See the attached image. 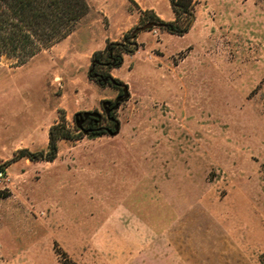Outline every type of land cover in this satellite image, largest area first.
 <instances>
[{"label": "rangeland", "instance_id": "1", "mask_svg": "<svg viewBox=\"0 0 264 264\" xmlns=\"http://www.w3.org/2000/svg\"><path fill=\"white\" fill-rule=\"evenodd\" d=\"M85 2L68 37L0 60V264H264V0H193L185 36L137 33L119 88L88 78L93 53L154 14ZM109 106L117 135L77 127L114 131ZM60 120L70 139L31 161Z\"/></svg>", "mask_w": 264, "mask_h": 264}, {"label": "trees", "instance_id": "2", "mask_svg": "<svg viewBox=\"0 0 264 264\" xmlns=\"http://www.w3.org/2000/svg\"><path fill=\"white\" fill-rule=\"evenodd\" d=\"M128 1L133 3L132 0ZM168 2L175 16L172 22L163 23L154 15L149 20L165 24L163 30L182 37L190 28L193 0ZM87 11L85 0H0V60L3 57L16 58L24 63L38 52L68 37ZM180 17L188 19L185 25L180 24ZM135 49L133 37L128 35L123 36L122 42H107L101 52L93 53L88 78L100 86L108 84L119 88L120 81L113 79L109 72L121 67L123 56ZM69 139L68 131L60 120L48 131L47 150L36 154L27 153V157L31 161L52 162L58 152L57 142ZM54 253L62 256L56 250Z\"/></svg>", "mask_w": 264, "mask_h": 264}, {"label": "crops", "instance_id": "3", "mask_svg": "<svg viewBox=\"0 0 264 264\" xmlns=\"http://www.w3.org/2000/svg\"><path fill=\"white\" fill-rule=\"evenodd\" d=\"M165 2V8L163 10L159 9L156 7V5H147V4H142L140 0H132V2L134 3V5L136 6V8L138 9L137 12H135L134 14H132V18H133V22H137L139 20V15H138V11H149V12H152L159 20L161 21H164V22H172L174 19H175V16H174V13L171 9V6L168 2V0H163ZM152 32L154 31H150V32H145L149 35L152 34ZM164 33H167L166 31L161 33V36L164 34ZM169 34V33H168ZM187 34V33H186ZM186 34H184L183 36H185ZM171 35V34H170ZM175 36V35H174ZM182 36V37H183ZM126 236V235H125ZM124 237V235H123ZM127 237V236H126ZM126 241V239H125ZM122 244V243H120ZM118 244V249L121 248V245ZM127 244V243H126ZM124 244V245H126ZM129 245L128 247H130V244H127ZM132 247V246H131ZM228 247V246H227ZM133 248V247H132ZM230 248V247H229ZM234 252L231 250V253H230V257H231V260L230 261H227L228 263L227 264H243V263H240L237 259H235V256L233 254ZM126 257L128 258H131V259H128L126 258V262H129L128 264H131V261H134L132 259L133 256H129L127 255ZM224 259V260H222ZM218 260V259H217ZM223 262V263H226V259L225 257H221L220 258V262Z\"/></svg>", "mask_w": 264, "mask_h": 264}, {"label": "flooded vegetation", "instance_id": "4", "mask_svg": "<svg viewBox=\"0 0 264 264\" xmlns=\"http://www.w3.org/2000/svg\"><path fill=\"white\" fill-rule=\"evenodd\" d=\"M113 111H111V107H107L104 109V115H105V119L112 125H115V122L112 120L114 119L113 116ZM77 123L80 124V130L84 133V134H101V133H105L109 128H106L104 126L101 125V119L100 120H96L95 118L92 117H87V118H83L77 121ZM107 133V132H106Z\"/></svg>", "mask_w": 264, "mask_h": 264}, {"label": "water", "instance_id": "5", "mask_svg": "<svg viewBox=\"0 0 264 264\" xmlns=\"http://www.w3.org/2000/svg\"><path fill=\"white\" fill-rule=\"evenodd\" d=\"M165 27H166V25L163 24V23L150 22V23H147V24L143 25L142 27H138V28L134 29L132 31V33H131V37L135 36L139 32H145V31H148V30H150L152 28H160V29H162V28H165ZM125 91L126 90H124V93H125L124 99L127 97V94H126ZM120 101H121L120 98L116 99L115 104L112 107V110H117L118 109ZM108 104H109L108 102H104L102 105L105 106V105H108ZM77 116H80V115H77ZM82 116H83L84 119L87 118V117H92V118H98L99 117V115L97 113H88V112L83 113ZM112 120L115 122L114 131H110V130L106 131L107 134L109 136H111V137L117 135V133L119 131L118 123L114 119H112ZM77 127L80 128V124L79 123H77ZM95 136H98V135H95Z\"/></svg>", "mask_w": 264, "mask_h": 264}, {"label": "built area", "instance_id": "6", "mask_svg": "<svg viewBox=\"0 0 264 264\" xmlns=\"http://www.w3.org/2000/svg\"><path fill=\"white\" fill-rule=\"evenodd\" d=\"M1 180H2V173L0 172V183H1Z\"/></svg>", "mask_w": 264, "mask_h": 264}]
</instances>
